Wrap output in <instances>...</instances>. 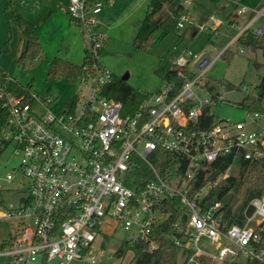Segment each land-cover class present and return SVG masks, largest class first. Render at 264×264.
I'll list each match as a JSON object with an SVG mask.
<instances>
[{
    "label": "built area",
    "instance_id": "1",
    "mask_svg": "<svg viewBox=\"0 0 264 264\" xmlns=\"http://www.w3.org/2000/svg\"><path fill=\"white\" fill-rule=\"evenodd\" d=\"M239 6L240 15L263 12ZM102 11V3L69 0V15L86 28L96 59L108 40L107 32L98 29ZM191 22L188 13L181 14L178 29ZM199 29H210L213 35L218 30L208 22ZM253 32L263 35L264 26ZM221 56L211 60L185 50L173 63L185 79L179 92L173 95L175 84L163 81L133 114L104 95L113 73L103 66L80 79L89 89L87 99L78 100L80 108L60 116L53 111L51 96L33 90L26 98L0 89V106L8 113L0 154L12 147L20 161L0 177V221L16 224V240L0 256L13 264H98L107 255L105 239L118 228L131 232L127 241H150L154 249L152 228L171 215L166 203L178 199L185 210L175 225L183 233L182 238L175 236L183 250L180 264L264 263V196L251 202L253 212L246 209L243 225L231 226L223 220L220 203L203 210V195L188 197L201 166L222 155L247 160L264 156V130L249 128L259 113L249 114L248 123L202 126L212 103L206 79ZM201 91L210 97L203 98Z\"/></svg>",
    "mask_w": 264,
    "mask_h": 264
},
{
    "label": "trees",
    "instance_id": "2",
    "mask_svg": "<svg viewBox=\"0 0 264 264\" xmlns=\"http://www.w3.org/2000/svg\"><path fill=\"white\" fill-rule=\"evenodd\" d=\"M18 1L10 0L4 8V14L9 22L13 20L17 23L25 37L17 67L21 71L27 72L37 68L44 61L46 53L43 46L34 40L35 30L17 10ZM99 2L100 0H88L90 6ZM168 2L170 1L151 0L139 33L134 39V46L139 50L150 48L156 42L155 35L157 33H160L158 39H161L170 33L180 32L178 23L183 12L182 6L173 4L174 12L171 16L160 21L154 19ZM237 43L241 50H248L253 53L260 51L264 57V33L263 35H257L252 30H246L238 38ZM102 53L103 49L100 50V54ZM233 55L232 51L225 50L221 58L228 56L231 58ZM102 66L100 59H96L92 55L85 57L81 65L61 57H55L49 63L46 80L47 82L66 81L70 84H75L83 76L95 74L97 69ZM164 81L175 84L174 95L183 87L185 79L179 77L176 71L171 70L165 76ZM205 88L212 98V103L207 107V113L201 118L202 126H216L222 123L213 112L214 105L220 101L219 98L222 96L221 90H234L240 89V87H236L224 80L208 77ZM0 89L6 93L29 98L34 87L32 84L24 85L16 78L0 71ZM104 95L109 99L121 101L125 106V113L133 114L138 111L139 106L149 94L141 93L127 81L113 74V81L105 88ZM77 104L78 98L76 97L69 108L71 113L76 111ZM240 106L249 114L259 113L264 115V76L261 78L260 84L255 88V92L248 94ZM7 117L8 113L0 106V133L6 125ZM235 161H237L238 172L235 175H226ZM179 162H182V160L179 159ZM168 167L169 165H166L165 169ZM200 196L202 198L199 200V205L203 210L220 203L221 210L224 212L223 220L227 226L233 224L243 225L246 221L244 212L250 207L251 202L264 196V156L255 160H247L244 158L234 159L233 155L230 154L222 155L214 163L201 166L189 184L188 197L195 199ZM166 204L169 206L171 215L162 224L154 226L151 232L156 248H151L150 241L125 240L115 252L116 258L124 259L129 253H132L133 258L130 264H180L183 250L176 243L175 236L182 238L183 233L175 225L182 221L185 210L178 199L171 200ZM252 212L253 207L249 208V213L252 214ZM112 238V236H109L105 239L104 247H109ZM15 240L16 235L11 234L7 240L0 243V250L12 247ZM262 246L264 247V243ZM229 264L264 263L259 261H238Z\"/></svg>",
    "mask_w": 264,
    "mask_h": 264
},
{
    "label": "rangeland",
    "instance_id": "3",
    "mask_svg": "<svg viewBox=\"0 0 264 264\" xmlns=\"http://www.w3.org/2000/svg\"><path fill=\"white\" fill-rule=\"evenodd\" d=\"M163 9L155 16L156 21L167 19L174 11L173 4L179 5L186 2L191 4L188 9L192 16V21L197 25L202 23L205 18H216L218 21L223 20L221 26L218 29V35L213 36L212 32L208 29L206 31H198L197 35L190 39L189 35L186 37H180V32L170 33L161 39H158L160 33L155 35L156 42L147 50H139L134 46V32H131L132 26L134 31L139 27L138 23H135L138 14H134L128 17L127 22L123 23L120 27L112 32H107L111 39L107 48L103 50L100 55L101 64L103 67L112 71L120 78L126 79L129 84L137 88L141 93L151 94L155 93L159 87L163 84V78L169 71L173 69V58L181 55L186 49L195 54H200L203 57H207L214 60L223 50L228 43L237 37L241 30L237 28L233 23L226 19V15L229 13L225 8L221 9V6L215 0H169ZM249 7L261 8L264 6V0H246ZM148 6V5H147ZM147 6H143L141 9L144 19L147 13ZM146 8V9H145ZM118 9L116 7L114 11ZM233 9V7H232ZM231 9V10H232ZM140 10V11H141ZM235 13V11H234ZM123 12L119 13V19L122 17ZM250 14L247 15V17ZM129 16V15H128ZM234 17L239 18L241 25L245 21L243 16H238L237 13ZM116 18V19H117ZM123 19H126L124 16ZM143 21V20H142ZM198 22V23H197ZM142 23V22H141ZM136 25V29H135ZM142 25V24H141ZM140 25V26H141ZM258 27H254L252 31ZM193 30V29H192ZM191 30V31H192ZM183 31V30H182ZM106 32V31H105ZM65 33L59 32V36L55 40V45L59 48L62 44V39L65 37ZM61 40V41H59ZM108 41V40H107ZM232 43V42H231ZM229 44V46L231 45ZM47 48V54L44 61L34 70L21 71L18 67L13 74L24 85L32 84L34 90L41 93L44 96H51L54 99L53 111L56 115L60 116L62 113L70 108L71 103L77 97L83 102L89 95V89L87 85L82 84L78 80L75 84H70L66 81L47 82L46 73L49 67L51 57H67L66 48L59 50L58 48ZM105 47V46H104ZM234 53L233 56L220 58L212 67L209 77L214 79L224 80L240 89L234 90H221V97L223 100L214 105L213 112L221 122H250L251 116L244 110L240 104L243 99L250 93L255 92V88L260 84L261 78L264 76V57L260 51L244 53L240 52V46L237 41L233 42L229 48ZM75 55L79 54V49L75 48ZM87 54V55H86ZM93 54V48L87 37L86 43H83L81 47V56L79 61L83 63L84 57ZM55 58V57H54ZM53 59V58H52ZM69 59H74L70 58ZM50 61V62H49ZM94 81L90 79L89 85H92ZM244 87L247 90H244ZM247 91V92H246ZM203 98H209V94L205 91L199 92ZM78 109L80 104H77ZM249 128L260 132L264 130V115H261L255 123L249 125ZM20 161L13 154V148L8 147L0 154V177H5L7 173L12 172L13 168L19 166ZM238 172L237 161L233 164L226 175H235ZM21 177L17 176L15 182L18 183ZM7 200L11 197L6 198ZM16 231V224L13 222L0 221V243L3 240H7L11 234ZM132 237L131 232H126L121 228H118L114 233L112 242L107 248V255L102 258L98 264H130L133 254L129 253L124 259H118L114 255L120 247L121 243ZM214 246H211L213 249ZM12 259L0 256V264H11Z\"/></svg>",
    "mask_w": 264,
    "mask_h": 264
},
{
    "label": "crops",
    "instance_id": "4",
    "mask_svg": "<svg viewBox=\"0 0 264 264\" xmlns=\"http://www.w3.org/2000/svg\"><path fill=\"white\" fill-rule=\"evenodd\" d=\"M9 1L10 0H0V71L4 72L10 77H13V74L17 69L18 59L23 50L25 37L21 33L17 23L13 20L9 22L5 17L4 8ZM150 2L151 0H100L99 3L103 4V11L98 17L99 20L98 29L100 31L112 32L113 30H116L118 27H120L123 23L125 24V22H127L128 20V17H131L136 13L138 14V18L135 23H138L139 21V24L141 25L142 24L141 22L143 20L141 17H143L144 14L141 9L143 8L144 5L145 7L149 5ZM239 2L241 4L248 6L246 0H230L222 4L219 3L221 9L224 10L226 8L229 12L225 16L226 19H228L231 23H233L237 28L241 27V30L238 33L237 37L232 39L228 43V45L223 50V52L225 50H230L229 48L231 46L229 47V44L231 42H236L238 38L242 35V33L248 30L247 25L250 23L251 20L254 19V17L256 18V20L254 24L249 28V30H252L254 27L264 26V6L258 9L251 7L252 9L258 10L259 12L263 11L260 13L259 16L254 15V13L252 12H249L246 15H240L238 14V9L240 8ZM186 4L187 3L179 4L180 6L183 7L182 10L183 12L182 11L181 12L182 14L188 13L191 16L190 10L188 9V7L191 4L188 5ZM68 5H69V0H19L17 3V10L22 15V17L30 24V26L35 30L36 35L34 40L43 46L46 54L48 50L47 48L51 49L53 45L55 48H58L55 45V40L59 36V32L61 30V32L65 33L64 36L65 38L62 39V44L61 46L59 45L58 49L61 50L62 48H66L67 50L66 51L67 57H61V58L66 59L72 63L81 65L80 62L82 61L78 62V60H81L80 59L81 47H83L84 42L86 43V39L87 37L89 38V36L86 31V28L82 24H80L77 21L74 22L75 20L73 21V19H71L68 12ZM116 7H118V9L114 11ZM234 11L235 13L238 14V16H243L245 18L244 19L245 21L243 22L242 25L239 22V18L234 17L235 14ZM120 12L121 13L123 12V14L122 17L119 19V17L117 18V16H119ZM248 14L250 15L247 17ZM124 16L126 17V19H123ZM213 19L214 21L212 19L208 20V18H205L202 21V23H200L199 25H197L196 22L192 21L190 24L186 26V28L183 31L180 30V35L178 36L186 37L189 35L191 39L195 37L197 33H199L198 32L200 31L199 26L204 25L207 22L211 26L215 25L217 29H219L224 19L221 21H218L216 18ZM140 25L138 29H136V25H135L136 31H134V28L132 26L131 32L135 33L134 39L139 33L141 27ZM217 35H218V30H217ZM217 35H213V36H217ZM111 39L112 38L108 36V41L106 42L103 50L107 48ZM6 47H8L7 50ZM75 48L79 49L78 55H75L74 53ZM54 57H59V56L55 55ZM54 57H51L50 61L51 60L53 61ZM69 57L74 59H69ZM176 58H173V63ZM124 80L127 81L126 79ZM11 264L13 263L11 262Z\"/></svg>",
    "mask_w": 264,
    "mask_h": 264
}]
</instances>
